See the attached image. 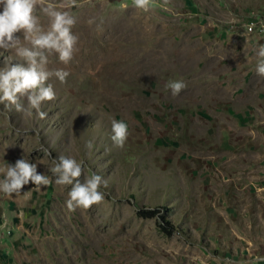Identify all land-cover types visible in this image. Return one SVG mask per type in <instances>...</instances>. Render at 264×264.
Returning a JSON list of instances; mask_svg holds the SVG:
<instances>
[{"label":"rangeland","instance_id":"rangeland-1","mask_svg":"<svg viewBox=\"0 0 264 264\" xmlns=\"http://www.w3.org/2000/svg\"><path fill=\"white\" fill-rule=\"evenodd\" d=\"M77 3L71 12L84 16L85 32L77 21L68 65L49 57V69L70 75L49 81L56 98L42 104L46 117L0 114V168L24 158L52 180L0 193V264H264L256 259L264 257V77L255 52L264 0H154L148 13L131 0ZM169 80L187 87L173 96ZM111 119L128 125L123 148L110 139ZM60 155L83 163L81 182L92 173L107 181L102 203L68 211L72 186L49 171ZM142 208L159 209L178 230L164 234Z\"/></svg>","mask_w":264,"mask_h":264},{"label":"clouds","instance_id":"clouds-1","mask_svg":"<svg viewBox=\"0 0 264 264\" xmlns=\"http://www.w3.org/2000/svg\"><path fill=\"white\" fill-rule=\"evenodd\" d=\"M132 6L144 13L154 10V0H131ZM0 57H4L5 66L0 70V114L7 116L13 109L17 113L35 114L44 119L46 113L41 106L46 101L56 98L54 87L49 81L53 78L61 84L67 82L70 73L63 68L49 69V57L55 55L63 65H68L78 51V36L73 34L77 19L71 12L79 7L77 0H0ZM123 7H128L127 4ZM41 17L47 19L46 26L41 23ZM89 25L95 23V18L88 20ZM100 28V25H97ZM17 33L23 34L21 39ZM257 57L256 73L264 77V45L255 49ZM5 53L10 55L5 56ZM16 61L15 63H13ZM187 87L183 80H169L166 88L173 96ZM26 98L27 103H24ZM37 139L39 132L33 130ZM128 125L123 120L111 119V136L113 145L123 148L128 138ZM91 149L93 143L87 142ZM40 150L51 155L43 144ZM49 171L56 177L55 184L71 185L68 198L65 201L69 212L77 209L88 210L93 205L104 201L105 193L101 186L107 187V181L96 173L86 177L83 182L84 166L71 157L60 155L52 159ZM3 179H0V193L11 197L20 194L21 189L30 182L36 190L52 183L48 175L37 172V164L24 158L18 159L14 165L5 162L0 168ZM257 261L264 257H257Z\"/></svg>","mask_w":264,"mask_h":264},{"label":"trees","instance_id":"trees-1","mask_svg":"<svg viewBox=\"0 0 264 264\" xmlns=\"http://www.w3.org/2000/svg\"><path fill=\"white\" fill-rule=\"evenodd\" d=\"M160 209L162 211L166 210L165 207H161ZM160 213L161 212L159 209L142 208L138 211L139 216L142 218H155L158 216V218L161 220L159 221L160 230L168 236L173 235L178 230L177 227H175L167 217L159 215Z\"/></svg>","mask_w":264,"mask_h":264},{"label":"bare ground","instance_id":"bare-ground-1","mask_svg":"<svg viewBox=\"0 0 264 264\" xmlns=\"http://www.w3.org/2000/svg\"><path fill=\"white\" fill-rule=\"evenodd\" d=\"M87 16V15H86ZM78 23H77V25H76V27H75V29L76 30H78L80 33H84L85 32V26L82 24V22H84V16L81 14V15H79V18H78ZM86 25V24H85ZM80 38L81 39H83V37L82 36H80ZM22 39V38H21ZM55 58V57H54ZM57 59V58H56ZM128 62H129V60H128ZM71 77H72V75H71ZM70 77V78H71ZM127 78H125V79H127V81H129V78H128V76H126ZM116 78V77H115ZM109 83H110V80L108 79L107 80ZM105 82V81H104ZM109 83H107V85H109ZM107 91V90H106ZM103 92V91H102ZM112 93V92H111ZM110 92L107 94V96L108 95H110L111 94ZM123 108L125 109V110H129V108H131L132 107V105H133V100L132 99H128V97L127 98H125V97H123ZM116 114V113H115Z\"/></svg>","mask_w":264,"mask_h":264},{"label":"built area","instance_id":"built-area-1","mask_svg":"<svg viewBox=\"0 0 264 264\" xmlns=\"http://www.w3.org/2000/svg\"><path fill=\"white\" fill-rule=\"evenodd\" d=\"M258 25H259L258 22H252L251 25H249L248 30L250 32H252V31L256 30V28L258 27ZM261 27L264 28V24H262Z\"/></svg>","mask_w":264,"mask_h":264}]
</instances>
